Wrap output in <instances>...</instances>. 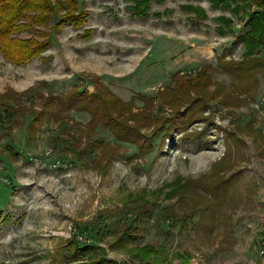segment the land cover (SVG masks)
Here are the masks:
<instances>
[{"label": "rangeland", "instance_id": "rangeland-1", "mask_svg": "<svg viewBox=\"0 0 264 264\" xmlns=\"http://www.w3.org/2000/svg\"><path fill=\"white\" fill-rule=\"evenodd\" d=\"M138 1L79 0L87 11L84 27L93 29L89 37L69 24L55 32L54 15L47 25L35 26L50 33L40 55L17 65L0 53V95H14L13 103L20 100L28 113L8 133L0 127V264H61L56 253L71 240L99 247L116 264H264V71L246 87L245 80L216 67L199 91L208 96L218 89L217 99L229 105L215 106L212 119L190 124L189 131L201 129L199 136L184 140L174 131L162 144L161 132L144 154L98 127L92 138L109 141L115 152L109 160L101 147L77 156L56 138L68 123L71 129L86 124L88 114L75 110L65 112L68 120L60 127L42 121L35 138L28 139L24 122L42 109L49 92L72 87L94 92L93 81H100L123 100L138 92L152 96L177 74L192 75L223 56L243 57L247 19L233 11L212 8L209 0H146V13L138 14ZM221 15L231 20L224 34L217 30ZM16 35L39 37L34 31ZM258 57L264 59V45ZM158 102L154 99L147 114L160 109ZM142 105L136 100L132 112L123 114L150 135L154 125L143 117ZM159 115L174 114L165 106ZM77 137L83 145L84 137ZM225 156L229 166L216 172L215 162ZM219 177L230 180L220 181L214 195L208 187ZM99 214L109 227L100 239L93 230ZM123 232L132 236L125 249L116 250L112 243ZM143 245L153 249L143 261L127 250Z\"/></svg>", "mask_w": 264, "mask_h": 264}, {"label": "trees", "instance_id": "trees-1", "mask_svg": "<svg viewBox=\"0 0 264 264\" xmlns=\"http://www.w3.org/2000/svg\"><path fill=\"white\" fill-rule=\"evenodd\" d=\"M209 2L212 8L229 9L240 19H247L248 29L242 36V43L245 45L246 50L240 60H226L223 56L217 59L215 65L206 64L192 75L177 74L173 77L172 84L159 88L157 94L152 96L138 92L128 100H123L100 81H93L95 85L94 92L77 87H72L65 93L49 92L43 97L42 109L29 114H33L32 117L24 122L27 123L28 139L33 140L35 138V135L41 129L42 121H57L59 127L67 123L68 119L65 118V112L70 110L86 112L89 119L84 126L81 127L79 124L76 129H71L74 126L68 123L67 129L64 127L63 131L61 130L59 134H56V138L67 141L69 147L78 152L77 156L81 155L84 150L92 151L101 147V154H108L107 160H109L115 152L109 141L104 143L92 138L98 127L110 131L117 140L135 145L137 154H144L149 151L152 147V137L161 132H163L162 144L166 139L172 138L174 131H180L184 140L194 135L199 136L202 133L201 129L189 131L190 124L200 119H212L213 114L211 111L215 109V106L229 105L222 97L217 99L218 89L209 91L208 96L205 95V91H199V88L204 86L201 82L206 78L205 76L209 72L215 71L216 67L219 66L229 74L230 78L245 80L246 87H249L255 82L256 74L264 71V59L258 57L259 47L264 45V0H209ZM145 3L146 0H139L136 4L135 10L138 14L146 13L147 5ZM188 7L189 9L193 8L192 6ZM200 14L201 16L204 15L202 10H199ZM54 15L59 18L54 25L53 30L55 32L60 31L62 26L66 24L83 28V37H89L93 32L92 28L84 27L87 11L80 7L79 0H0V53L3 58L14 64L22 65L40 55L50 42V33L39 28L36 29L35 26L47 25ZM218 20L222 24L217 27V30L219 33L224 34L223 26H228L231 20L223 15L219 16ZM22 31H34L38 33L39 37L29 36L24 38L16 35ZM254 87L255 85L249 88L248 91H252ZM227 95L232 98V91L227 92ZM15 96L19 97L21 94ZM13 98L14 95L8 93L0 95V127L5 130V133H8L14 124H21L24 121V119L18 120L17 118H22L25 114H28L22 109V102L15 98L17 102L13 103ZM154 99L159 101L160 109L156 108L149 115L146 108L151 106ZM136 100L145 104L142 105L143 110H145L143 117L154 125V131L151 134L155 135L151 136V134L143 133L141 131L142 126L138 121L132 118L129 113L123 114V111H131ZM162 100H165L166 104ZM186 101L188 102L183 107L184 110H181ZM165 106L173 111V116L162 117L159 115L161 109ZM81 128H84V130ZM253 130L252 133L257 134L259 132L257 128H253ZM232 132L229 131V134L232 135L231 138H234L235 133ZM77 136L84 137L83 145H80ZM230 145V143H227L228 150L231 149ZM99 157L100 155L94 156L93 161ZM228 166L229 163H227L225 156L215 162L214 169L218 172ZM218 180L208 187V190L214 195L221 184L220 181L227 182L230 179L219 177ZM207 207L212 208L211 203ZM197 209L200 210L192 207L190 211ZM185 218L186 216L180 221L182 225ZM178 222L179 220H175L173 224L176 226ZM95 223L93 229L95 237L100 239L109 227L102 214H99V219ZM129 236L123 232L113 241V248L116 250L125 249L126 240L130 239L132 235ZM127 250L140 260L147 259L153 252L150 245L133 246ZM56 255L61 258V264H116L107 260L104 253L101 255L99 247L82 245L75 240L63 244ZM145 264L151 263L145 262Z\"/></svg>", "mask_w": 264, "mask_h": 264}, {"label": "built area", "instance_id": "built-area-1", "mask_svg": "<svg viewBox=\"0 0 264 264\" xmlns=\"http://www.w3.org/2000/svg\"><path fill=\"white\" fill-rule=\"evenodd\" d=\"M261 248H262V250L264 251V238H263V240L261 241Z\"/></svg>", "mask_w": 264, "mask_h": 264}]
</instances>
